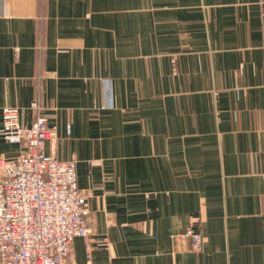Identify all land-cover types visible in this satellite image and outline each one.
<instances>
[{
    "label": "crops",
    "instance_id": "1",
    "mask_svg": "<svg viewBox=\"0 0 264 264\" xmlns=\"http://www.w3.org/2000/svg\"><path fill=\"white\" fill-rule=\"evenodd\" d=\"M34 101L92 193L73 264H264V0H0V159Z\"/></svg>",
    "mask_w": 264,
    "mask_h": 264
},
{
    "label": "built area",
    "instance_id": "2",
    "mask_svg": "<svg viewBox=\"0 0 264 264\" xmlns=\"http://www.w3.org/2000/svg\"><path fill=\"white\" fill-rule=\"evenodd\" d=\"M30 109L35 116L29 127L22 125L19 108L3 109L4 140L24 151L13 160L0 159V264H73L74 241L92 234V193L80 189L75 161L48 153L58 133L40 102ZM182 237L202 250L204 236L195 222Z\"/></svg>",
    "mask_w": 264,
    "mask_h": 264
}]
</instances>
